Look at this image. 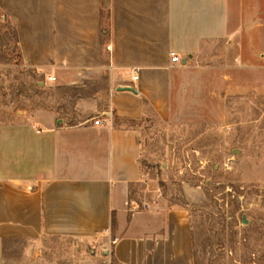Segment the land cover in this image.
<instances>
[{"label":"crops","instance_id":"1","mask_svg":"<svg viewBox=\"0 0 264 264\" xmlns=\"http://www.w3.org/2000/svg\"><path fill=\"white\" fill-rule=\"evenodd\" d=\"M0 10L27 66L62 85L107 75L79 122L42 108L0 127V264L7 244L50 237L87 247V264H195L189 205L133 198L146 185L138 123L169 117L182 74L214 48L257 63L264 0H0Z\"/></svg>","mask_w":264,"mask_h":264},{"label":"rangeland","instance_id":"2","mask_svg":"<svg viewBox=\"0 0 264 264\" xmlns=\"http://www.w3.org/2000/svg\"><path fill=\"white\" fill-rule=\"evenodd\" d=\"M193 67L182 74L171 115L138 123L146 185L133 198L142 205L157 191L189 205L195 264H264V48L248 64L216 47ZM106 78L95 72L81 84L49 81L24 63L15 26L0 10V127L42 108L79 122ZM185 188L195 189L191 202ZM77 247L60 237L10 243L4 264H87V247L84 254Z\"/></svg>","mask_w":264,"mask_h":264},{"label":"built area","instance_id":"3","mask_svg":"<svg viewBox=\"0 0 264 264\" xmlns=\"http://www.w3.org/2000/svg\"><path fill=\"white\" fill-rule=\"evenodd\" d=\"M172 61H173L174 63H176V62H180L181 60H180V58H179L178 56H176V55L173 53V54H172ZM134 79L137 80V79H138V76H135ZM48 80L54 82V81H56V78L53 77V76H49V77H48ZM99 123H100L99 120H95V124H96V125H98Z\"/></svg>","mask_w":264,"mask_h":264},{"label":"water","instance_id":"4","mask_svg":"<svg viewBox=\"0 0 264 264\" xmlns=\"http://www.w3.org/2000/svg\"><path fill=\"white\" fill-rule=\"evenodd\" d=\"M185 63V62H184ZM120 90H123V89H120ZM124 90H128V91H132V92H135V90L131 87H128V88H125Z\"/></svg>","mask_w":264,"mask_h":264},{"label":"trees","instance_id":"5","mask_svg":"<svg viewBox=\"0 0 264 264\" xmlns=\"http://www.w3.org/2000/svg\"><path fill=\"white\" fill-rule=\"evenodd\" d=\"M6 17V16H5ZM7 18V17H6ZM8 19V18H7ZM9 20V19H8ZM16 31V30H15ZM16 37H17V33H16Z\"/></svg>","mask_w":264,"mask_h":264}]
</instances>
